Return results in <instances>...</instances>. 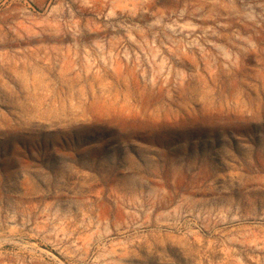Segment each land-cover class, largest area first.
<instances>
[{
  "label": "rangeland",
  "instance_id": "rangeland-1",
  "mask_svg": "<svg viewBox=\"0 0 264 264\" xmlns=\"http://www.w3.org/2000/svg\"><path fill=\"white\" fill-rule=\"evenodd\" d=\"M0 264H264V0H0Z\"/></svg>",
  "mask_w": 264,
  "mask_h": 264
}]
</instances>
